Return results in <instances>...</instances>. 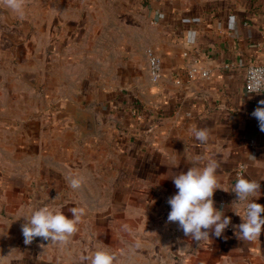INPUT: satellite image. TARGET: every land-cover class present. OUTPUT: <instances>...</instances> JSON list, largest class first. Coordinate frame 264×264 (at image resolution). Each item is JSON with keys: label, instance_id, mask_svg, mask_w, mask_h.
I'll return each mask as SVG.
<instances>
[{"label": "crops", "instance_id": "obj_1", "mask_svg": "<svg viewBox=\"0 0 264 264\" xmlns=\"http://www.w3.org/2000/svg\"><path fill=\"white\" fill-rule=\"evenodd\" d=\"M152 15L157 32L152 47L162 60L160 82H151L140 54L142 62L129 68L122 94L89 92L92 106L80 111L93 115L95 133L81 138L73 126L80 142L76 157L67 154L64 126L53 128L52 138L42 136L35 148L25 140L2 144L0 137L5 201L0 202L7 204V212L30 214L31 208L22 206L30 198L35 203L40 197L59 202L103 198L108 202L105 221L81 223L78 230L85 234L73 242L74 248L79 245L73 253L65 250L67 245L42 238L25 244L22 225L15 223L12 230L0 224V264H87L84 258L98 243L117 253L121 264H264V232L253 240L238 237L243 221L236 212L243 215L245 205L235 204L238 197L231 191L238 177L259 181L255 202L264 205V132L252 116L264 94L245 91L248 67L264 64V0L178 5L175 10L162 6ZM194 65L208 71L209 78L189 80L187 71ZM194 128L209 129L206 145L195 140ZM201 154L220 165L221 188L213 199L232 223L220 237L210 233L198 243L185 236L178 222H168L167 201L178 191L171 177L187 172L191 158ZM73 177L81 178L77 189L70 187ZM57 208L66 213L71 207ZM97 232H104V244L89 237ZM135 233L137 240H131Z\"/></svg>", "mask_w": 264, "mask_h": 264}, {"label": "rangeland", "instance_id": "obj_2", "mask_svg": "<svg viewBox=\"0 0 264 264\" xmlns=\"http://www.w3.org/2000/svg\"><path fill=\"white\" fill-rule=\"evenodd\" d=\"M228 1L234 0H25L23 16H20L0 0L2 144H8L10 139L25 140L35 148L42 143V136L52 138L51 130L64 126L67 154L76 157L80 142L71 116L81 107L91 108L87 99L91 91L108 94L116 90L122 94L120 89L129 68L142 62L140 54L144 55L145 48L152 47L157 37L153 12L162 6L175 10L178 5L193 8ZM11 126L16 128L12 133ZM2 190L0 187V200L5 202ZM22 203H26L22 205L25 209L31 210L45 204L83 207L86 214L82 223L104 222L108 210L105 206L108 202L103 198H71L59 202L40 197L37 203L32 198ZM6 205L0 202V224L14 230L15 223H25L22 218L25 214H11L6 211ZM66 211L64 214L72 218ZM117 218L121 221L120 215ZM134 222L137 223V216ZM114 233L121 234V231ZM84 234L78 230L65 250L73 253L79 246L76 244L74 248L73 242ZM103 234L91 233L89 237L104 244ZM132 239L137 240L136 233L131 234ZM33 241L39 242L41 238ZM96 246L100 247V243Z\"/></svg>", "mask_w": 264, "mask_h": 264}, {"label": "clouds", "instance_id": "obj_3", "mask_svg": "<svg viewBox=\"0 0 264 264\" xmlns=\"http://www.w3.org/2000/svg\"><path fill=\"white\" fill-rule=\"evenodd\" d=\"M6 8L23 16L25 0H3ZM264 69L251 70L250 80L259 89L264 86ZM252 116L257 119L259 128L264 132V100L258 102ZM194 138L201 145H206L210 138L207 128H194ZM192 167L187 172L173 175L171 179L178 190L168 199L171 211L168 222H178L185 236L200 243L208 240L210 233L220 237L232 223L231 217L226 216L223 210L217 209L213 199L214 193L220 189L218 179L219 163L215 158L201 154L189 161ZM81 186V178L70 179V187L77 189ZM260 182L249 180L243 176L236 179L232 192L238 197L235 204H244L245 211L241 215L242 223L237 226V235L240 239L253 240L264 232V205L255 202L259 198ZM224 190V189H223ZM226 191V190H225ZM72 218H68L62 209L45 204L31 210L30 214L22 217L25 223L21 230L25 244H31L37 237L50 241L52 245L61 247L67 245L70 238L78 231V226L83 222L86 214L83 207L68 209ZM49 244V245H50ZM141 245L137 242L134 247ZM43 247V245H42ZM87 264H119L117 254L110 251L107 246L98 247L92 254L84 258Z\"/></svg>", "mask_w": 264, "mask_h": 264}, {"label": "built area", "instance_id": "obj_4", "mask_svg": "<svg viewBox=\"0 0 264 264\" xmlns=\"http://www.w3.org/2000/svg\"><path fill=\"white\" fill-rule=\"evenodd\" d=\"M144 55L147 62L148 72L150 75L151 82L153 84H157L160 82L162 78V60L157 54V52L154 50L153 47L148 46L144 50ZM188 54H185V57H187ZM225 68H229V66H225ZM262 70L264 69V64H253L248 67L245 75V91L248 95L253 94H264V86H261L259 89L255 87V84L253 81L250 80V73L251 70ZM262 77H264V73L261 74ZM187 77L189 80H196L198 78H209V72L204 71L201 69L198 65H194L190 67L187 71ZM243 169V167H241ZM242 173L239 172L238 176H240ZM245 211V207L243 210V214ZM229 232H233V228L228 229Z\"/></svg>", "mask_w": 264, "mask_h": 264}, {"label": "water", "instance_id": "obj_5", "mask_svg": "<svg viewBox=\"0 0 264 264\" xmlns=\"http://www.w3.org/2000/svg\"><path fill=\"white\" fill-rule=\"evenodd\" d=\"M72 125L80 129V137L95 133V123L93 115L88 112L77 110L74 116H71Z\"/></svg>", "mask_w": 264, "mask_h": 264}]
</instances>
